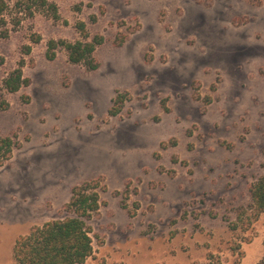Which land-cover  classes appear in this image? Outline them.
I'll list each match as a JSON object with an SVG mask.
<instances>
[{"label":"rangeland","instance_id":"1","mask_svg":"<svg viewBox=\"0 0 264 264\" xmlns=\"http://www.w3.org/2000/svg\"><path fill=\"white\" fill-rule=\"evenodd\" d=\"M53 1L60 21L39 14L0 38V140L14 142L0 152V264L33 228L70 217L72 190L94 180L106 189L85 264H258L264 0ZM79 21L106 39L96 71L64 50L46 57L50 40L80 39ZM21 60L31 84L9 94Z\"/></svg>","mask_w":264,"mask_h":264},{"label":"trees","instance_id":"2","mask_svg":"<svg viewBox=\"0 0 264 264\" xmlns=\"http://www.w3.org/2000/svg\"><path fill=\"white\" fill-rule=\"evenodd\" d=\"M249 1L255 6H261L263 2V0ZM39 14L46 15L56 22L61 20L59 7L53 0H0V38H9L11 33L17 31L26 20L33 19ZM91 21L96 23L97 17L92 16ZM75 28L80 39L75 42L50 40L47 45V59L54 61L57 52L64 50L71 64L84 66L89 71L98 70L100 63L96 58V52L106 43L105 37L92 36L87 23L83 21H79ZM30 41L32 45H37L42 41V37L34 33ZM124 43L125 40L122 39L117 45L122 46ZM32 45L25 46V55L31 54ZM4 63L5 58L0 55V66ZM24 66L25 61L21 60L18 68L3 80V88L9 94L18 93L23 87L31 84V81L24 77ZM124 103L125 96L118 93L110 114L117 116ZM8 108L7 102L0 104V109ZM13 146L14 142L11 138L0 140V152H4L5 160L10 158ZM162 147H166V144L163 143ZM104 189L106 188L101 187L97 180L76 186L65 207L70 217L35 227L27 236L18 239L13 249L12 264H85L94 253L90 222L100 211L102 205L100 190ZM250 196L252 200L250 209L257 218L264 213V175L251 186ZM258 264H264V253Z\"/></svg>","mask_w":264,"mask_h":264}]
</instances>
